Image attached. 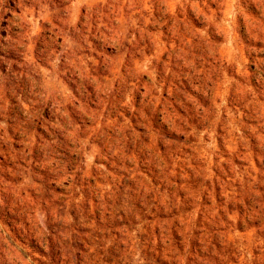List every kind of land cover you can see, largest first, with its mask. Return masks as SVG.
Wrapping results in <instances>:
<instances>
[{"label":"rangeland","instance_id":"1","mask_svg":"<svg viewBox=\"0 0 264 264\" xmlns=\"http://www.w3.org/2000/svg\"><path fill=\"white\" fill-rule=\"evenodd\" d=\"M260 166L264 0H0V264L9 246L48 264L47 237L56 251L73 232L91 264H146L148 229L208 243L218 225L228 264L253 263ZM125 179L136 221L112 232Z\"/></svg>","mask_w":264,"mask_h":264},{"label":"trees","instance_id":"2","mask_svg":"<svg viewBox=\"0 0 264 264\" xmlns=\"http://www.w3.org/2000/svg\"><path fill=\"white\" fill-rule=\"evenodd\" d=\"M164 129H167L168 133H170L169 126L166 124H163ZM171 134H173L171 132ZM261 171H264V167L260 166ZM69 170H71L69 173L71 174L73 171V168L70 167ZM261 171L257 173L258 180L264 179V175H261ZM68 173V177L70 174ZM219 175V174H218ZM129 178V177H127ZM222 183L227 181V177L221 176ZM125 180H122L118 184H116V187L114 188L113 194L111 195L110 199L108 200V205L111 206V209H106V214H112L114 217L117 215L125 216L124 221H121L120 223L110 225L111 223H108L106 225V228H110L111 230L118 226L120 228L121 226L124 227L122 230V233H126L128 231H131L132 225H128L129 222H132L135 224V209L129 212L128 215L124 214L123 208H127L129 210L130 201L129 198L131 196V190L129 186V182ZM252 181V179H249ZM256 180L254 183L255 186H258L259 181ZM214 187L217 192H220V186L221 182H217V180H214ZM71 182V179L68 180L67 185H69ZM90 183L93 182V179L91 178L89 180ZM206 193V192H205ZM209 194V193H208ZM209 197V196H208ZM224 200V197L221 198ZM258 200V199H257ZM264 200V195L262 196V201ZM221 201V200H220ZM210 203V200L208 201ZM207 202V203H208ZM181 203V202H180ZM225 203V202H224ZM87 205V204H86ZM182 208V205L179 204L178 201H175L172 199L170 201V204L168 207H170V213L176 214L178 210L184 209H178ZM87 208L89 206H86ZM137 207L140 208L142 211L143 208L141 206V201L138 200ZM245 221L250 224L249 215L254 216L258 218L257 221H253V224L260 227V230L258 231V235L263 236L264 238V227H261V222L264 221V205L263 204H255V205H249L246 211ZM221 214L224 216V221H228V218L225 215V211H221ZM117 221V220H116ZM77 232L83 233L85 230L84 228L79 227L76 225ZM224 227L221 225L215 226L211 228V232L214 233V240L211 242H204L203 238H200L199 235L201 231L198 230H192L189 232H186L184 234L177 233L175 230H172V232L169 234V232L162 231L159 233V230L157 227L155 228V231H152L151 229H148L146 231L147 238L141 245L140 252L145 256L146 258V264H228L230 261H234V254L236 256V248L233 246H222L221 245V239H218L220 233L224 232ZM262 229V230H261ZM108 230V229H107ZM113 232V230H112ZM111 232V233H112ZM203 233H205V230H202ZM219 233L216 235V233ZM150 233H157L158 234V242H154V234ZM117 234V233H115ZM224 233L223 236L224 237ZM83 239V237H81ZM48 243L46 247H48V252L44 253L47 256L48 264H91L88 262V259L91 261L93 260L92 252L88 253V249L86 245L82 242H78V235L73 232L71 236H68L66 240H63L61 242L62 246L59 247V245H56L57 250L54 251L53 242L52 239L47 237ZM59 239V237H58ZM77 240V241H76ZM224 242L226 240H223ZM130 243V242H129ZM113 244L110 245V249H113ZM120 246V245H119ZM128 246V244H127ZM121 247V246H120ZM264 247V246H263ZM220 248H222V251H219ZM166 251L165 253L163 251ZM101 253V252H100ZM264 254V251L262 252ZM169 256L171 258L170 261H167L166 259L162 258V255ZM250 264H264V258L254 260L253 263Z\"/></svg>","mask_w":264,"mask_h":264},{"label":"clouds","instance_id":"3","mask_svg":"<svg viewBox=\"0 0 264 264\" xmlns=\"http://www.w3.org/2000/svg\"><path fill=\"white\" fill-rule=\"evenodd\" d=\"M13 189L7 184H5L4 191H12ZM8 252V259L12 261V264H27L26 261H23L21 257L17 254L16 249L12 246H9L7 249ZM135 264H139V260L137 259Z\"/></svg>","mask_w":264,"mask_h":264}]
</instances>
